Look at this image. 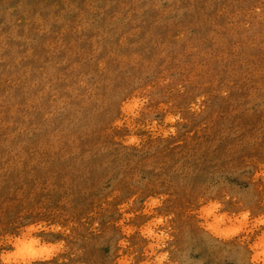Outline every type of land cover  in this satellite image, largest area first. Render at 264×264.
I'll list each match as a JSON object with an SVG mask.
<instances>
[{
  "label": "rangeland",
  "instance_id": "374dc122",
  "mask_svg": "<svg viewBox=\"0 0 264 264\" xmlns=\"http://www.w3.org/2000/svg\"><path fill=\"white\" fill-rule=\"evenodd\" d=\"M0 264H264V0H0Z\"/></svg>",
  "mask_w": 264,
  "mask_h": 264
}]
</instances>
